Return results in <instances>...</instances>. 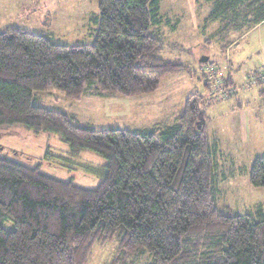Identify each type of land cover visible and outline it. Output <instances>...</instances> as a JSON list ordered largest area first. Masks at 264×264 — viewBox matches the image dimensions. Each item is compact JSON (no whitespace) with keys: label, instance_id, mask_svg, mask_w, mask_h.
I'll return each mask as SVG.
<instances>
[{"label":"trees","instance_id":"trees-1","mask_svg":"<svg viewBox=\"0 0 264 264\" xmlns=\"http://www.w3.org/2000/svg\"><path fill=\"white\" fill-rule=\"evenodd\" d=\"M243 1H224L210 16L226 17ZM160 2L98 0L91 44L0 32V127L55 134L71 156L91 151L106 162L88 189L0 157V264H88L95 245L114 241L110 264H132L146 253L148 264H264V209L238 215L219 206L218 147L199 92L172 126L140 131L95 130L34 104V92L49 90L71 101L91 89L136 97L189 73V65L161 57ZM263 20L260 13L255 22ZM204 86L210 89L208 79ZM259 97L264 101V78ZM249 183L264 188V154L254 158Z\"/></svg>","mask_w":264,"mask_h":264},{"label":"rangeland","instance_id":"rangeland-1","mask_svg":"<svg viewBox=\"0 0 264 264\" xmlns=\"http://www.w3.org/2000/svg\"><path fill=\"white\" fill-rule=\"evenodd\" d=\"M224 1L161 0V57L189 65L191 71L167 76L155 92L125 98L91 89L79 101H71L58 90L37 91L34 104L63 112L95 130L140 131L174 124L186 99L197 91L203 96L210 139L219 144L216 196L220 208L238 215L263 210L264 188L250 185L249 172L254 158L264 154V101L259 97L264 78V21L255 26L264 13V0L243 1L230 15L211 17ZM98 19V0H0V32L18 28L59 45L91 44ZM208 66L216 71V78L209 76L212 80L205 73ZM227 75L233 81L230 87L220 84ZM206 79L210 89L204 86ZM227 89L233 93L226 94ZM0 157L38 166L45 174L88 189L101 181L106 163L91 151L71 156L57 135L35 134L19 125L0 127ZM116 252L115 241L95 245L88 264H110ZM150 261L147 253L131 260L132 264Z\"/></svg>","mask_w":264,"mask_h":264},{"label":"crops","instance_id":"crops-1","mask_svg":"<svg viewBox=\"0 0 264 264\" xmlns=\"http://www.w3.org/2000/svg\"><path fill=\"white\" fill-rule=\"evenodd\" d=\"M264 21V20H263ZM263 21H259V22H256L255 23V26H258L259 24H261V22H263ZM254 26V27H255ZM234 43V42H233ZM233 43H230L229 45H233ZM227 81H228V83L230 82V84L231 85H233V81H232V79H231V77L229 76V75H227V76H225L224 77ZM178 118V117H177ZM176 118V119H177ZM175 122H176V120H175ZM175 122H174V124H175ZM173 124H170V125H164V126H159V125H155V126H153L152 128H156V127H160V128H162V127H167V126H172ZM152 128H147V129H152ZM208 129V128H207ZM208 134H209V132H208ZM210 136V135H209ZM213 143L215 144V145H217V147L219 148V144L218 143H216L215 141H213Z\"/></svg>","mask_w":264,"mask_h":264},{"label":"built area","instance_id":"built-area-1","mask_svg":"<svg viewBox=\"0 0 264 264\" xmlns=\"http://www.w3.org/2000/svg\"><path fill=\"white\" fill-rule=\"evenodd\" d=\"M208 64H210V63H208ZM214 67H212V66H208V67H205V73H207L206 75L209 77V76H214V78H216V71H214V69H213ZM210 78V77H209ZM211 79V78H210ZM212 80V79H211ZM219 81V80H218ZM222 83V81L220 80V84ZM228 90H231V89H227L226 91H227V93L226 94H232L233 92H231V91H228Z\"/></svg>","mask_w":264,"mask_h":264},{"label":"water","instance_id":"water-1","mask_svg":"<svg viewBox=\"0 0 264 264\" xmlns=\"http://www.w3.org/2000/svg\"><path fill=\"white\" fill-rule=\"evenodd\" d=\"M202 60V59H201ZM204 61H207V58L206 59H203Z\"/></svg>","mask_w":264,"mask_h":264}]
</instances>
